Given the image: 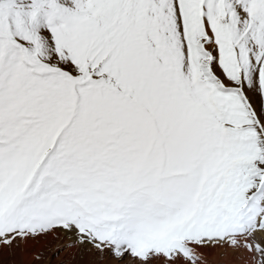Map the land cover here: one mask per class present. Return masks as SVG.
<instances>
[{
	"label": "snow or ice",
	"instance_id": "1",
	"mask_svg": "<svg viewBox=\"0 0 264 264\" xmlns=\"http://www.w3.org/2000/svg\"><path fill=\"white\" fill-rule=\"evenodd\" d=\"M0 264H264V0H0Z\"/></svg>",
	"mask_w": 264,
	"mask_h": 264
}]
</instances>
